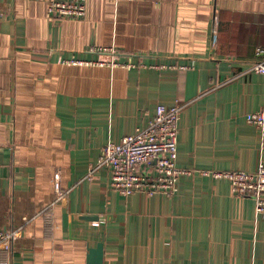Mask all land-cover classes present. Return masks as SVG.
I'll return each instance as SVG.
<instances>
[{"label":"crops","instance_id":"0c3cea01","mask_svg":"<svg viewBox=\"0 0 264 264\" xmlns=\"http://www.w3.org/2000/svg\"><path fill=\"white\" fill-rule=\"evenodd\" d=\"M0 1V229L23 226L0 264H93L99 243L94 264H264L254 201L200 172L264 164L245 120L264 98L248 70L264 60V0H86L81 19ZM178 103L176 165L192 172L172 196L111 189L101 147Z\"/></svg>","mask_w":264,"mask_h":264},{"label":"built area","instance_id":"2783aa9c","mask_svg":"<svg viewBox=\"0 0 264 264\" xmlns=\"http://www.w3.org/2000/svg\"><path fill=\"white\" fill-rule=\"evenodd\" d=\"M47 5L48 15L60 18L81 19L85 15L86 0H40ZM118 1V0H115ZM137 1V0H127ZM7 15L5 2L0 1V19ZM110 65L135 67L132 63L110 61ZM157 67L155 64L150 68ZM163 67V66H160ZM264 75V60L254 62L250 69ZM184 107L178 103L171 106L159 104L153 117L143 127L125 135L117 142L108 141L101 147L96 168L109 171V187L121 195L161 193L172 196L177 190V180L191 169L176 165L178 121ZM248 124L254 126L264 149V98L261 107L245 116ZM202 174L214 178H225L231 185L234 197L250 198L254 201L256 215L264 216V164L259 161L252 171L201 170ZM91 176V173L88 175ZM55 200H62L68 191L60 188L58 176L53 179ZM46 210V209H45ZM23 226L0 229V250L6 253L20 252Z\"/></svg>","mask_w":264,"mask_h":264},{"label":"water","instance_id":"95a60500","mask_svg":"<svg viewBox=\"0 0 264 264\" xmlns=\"http://www.w3.org/2000/svg\"><path fill=\"white\" fill-rule=\"evenodd\" d=\"M102 259V245L99 243L93 248H89V263H100Z\"/></svg>","mask_w":264,"mask_h":264}]
</instances>
